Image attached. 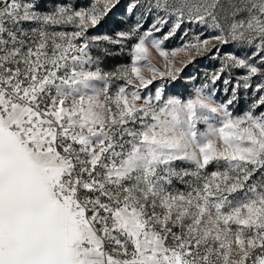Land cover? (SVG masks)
<instances>
[{"label": "snow or ice", "instance_id": "1", "mask_svg": "<svg viewBox=\"0 0 264 264\" xmlns=\"http://www.w3.org/2000/svg\"><path fill=\"white\" fill-rule=\"evenodd\" d=\"M117 5L0 0V264H264V0Z\"/></svg>", "mask_w": 264, "mask_h": 264}, {"label": "rangeland", "instance_id": "2", "mask_svg": "<svg viewBox=\"0 0 264 264\" xmlns=\"http://www.w3.org/2000/svg\"><path fill=\"white\" fill-rule=\"evenodd\" d=\"M76 2L80 5H84L88 2V0H76ZM128 2L129 0H118V5L115 7V10L110 12L94 30L90 29L89 34H104V33L112 34L113 31L122 29L126 22H132L135 19V14L126 13V5ZM125 17L127 19H125ZM150 23H151V15H149L146 18L144 24L142 25V30L146 29ZM184 27H187L189 29V33L187 36L183 35ZM166 30H167V25L163 29H161L159 33H153V35L159 36ZM197 31L203 32V28L199 25L194 26L191 23H185L181 26V28L177 30V32L172 37H169L166 41H164L163 46L168 49L174 47H180L185 42V40L191 39L192 35H195ZM208 34L209 33L204 32V34L201 36V39H203ZM130 43L131 42H126L123 51L120 50L119 46L105 44L104 47L109 48V51L111 53H115V55L105 57V66L110 67L116 63H129L130 53L128 50V45H130ZM225 50L228 49L224 48V46H221V51L223 52ZM214 51L215 49L202 53L192 52L191 55L193 59L190 64L185 65L182 68V76H187L189 73H192L193 75H197V76H202L205 70L210 72L215 67H218L219 60L218 59L213 60L211 58ZM237 54H239V52H237ZM180 55L183 54L181 53ZM153 57H154V62L159 63V61L161 60L158 53H156L154 49H153ZM233 72L236 75L243 74V70L239 68L233 69ZM184 82L185 81L181 80V83ZM153 83L155 84V81ZM177 87H179V85H177ZM243 105H244V101L243 99H241L240 102L237 104V109L243 108Z\"/></svg>", "mask_w": 264, "mask_h": 264}]
</instances>
